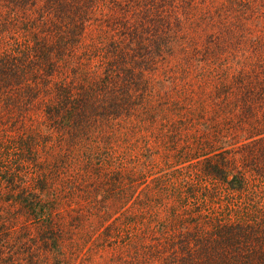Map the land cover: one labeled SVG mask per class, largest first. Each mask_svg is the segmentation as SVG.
Wrapping results in <instances>:
<instances>
[{"label":"trees","instance_id":"1","mask_svg":"<svg viewBox=\"0 0 264 264\" xmlns=\"http://www.w3.org/2000/svg\"><path fill=\"white\" fill-rule=\"evenodd\" d=\"M0 264H264V0H0Z\"/></svg>","mask_w":264,"mask_h":264}]
</instances>
